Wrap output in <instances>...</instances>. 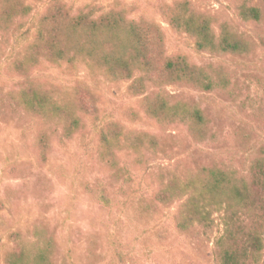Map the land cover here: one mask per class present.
I'll list each match as a JSON object with an SVG mask.
<instances>
[{"label":"rangeland","instance_id":"374dc122","mask_svg":"<svg viewBox=\"0 0 264 264\" xmlns=\"http://www.w3.org/2000/svg\"><path fill=\"white\" fill-rule=\"evenodd\" d=\"M49 1L32 0L26 25L14 26L0 50V264L8 252L20 248L14 234L27 239L33 228L44 225L56 241V264H217L213 237L176 229L178 203L145 206L158 189L160 170L165 177H184L216 165L248 179L252 163L264 157V50L258 47V40L264 39V0H186L197 13L211 17L214 29L224 22L248 38L255 46L250 58L196 53L194 40L168 23L171 8L183 0H59L72 13L86 6L96 15L123 10L127 18L157 27L162 36L153 53L157 68L166 58L184 56L191 65L226 71L229 92L163 88L174 100L195 102L205 112L211 123L207 136L213 133L214 140L202 144L193 141L183 125L145 118L142 95L156 92L152 83L134 94L130 81L110 82L92 77L84 65L71 70L44 59L27 77L13 74L10 65L31 40L32 24ZM244 1L261 11V23L240 21L235 9ZM3 8L0 0V13ZM28 89L54 98L65 94L71 109L79 96L97 107V119L79 113L82 129L60 141V129L52 122L28 116L16 106V95ZM111 122L126 132H148L160 142L157 155L147 156L142 164L134 155L123 154L120 166L126 172L119 179L98 157V132Z\"/></svg>","mask_w":264,"mask_h":264},{"label":"trees","instance_id":"16d2710c","mask_svg":"<svg viewBox=\"0 0 264 264\" xmlns=\"http://www.w3.org/2000/svg\"><path fill=\"white\" fill-rule=\"evenodd\" d=\"M31 1L2 0L0 50L14 26L22 29L26 25ZM171 9L170 27L192 38L196 53L239 58L255 54V46L248 38L224 22L214 29L211 17L197 13L188 1L177 2ZM235 10L244 23L262 21L261 11L249 2L240 3ZM31 28V40L10 65L13 74L27 77L44 59L71 70L84 65L92 77L101 76L110 82L130 81L134 94L144 92L145 84L152 83L156 92L142 95L145 118L161 125H183L198 144L214 140L213 133L207 136L211 123L205 112L195 102L174 100L163 88L182 85L199 92L224 93L231 91L230 77L221 67L191 65L184 56L166 58L160 68L155 67L153 53L162 43L157 27L129 19L123 10L111 9L96 15L94 8L86 6L72 13L61 1L50 0ZM258 47L264 50V39L258 40ZM78 93L77 88L75 95ZM87 94L88 99L93 97L88 88ZM15 99L26 115L52 122L60 129L56 133L60 141L71 139L82 129L79 113L94 120L98 116L97 107L79 96L73 109L65 94L54 98L37 89L22 91ZM41 142L46 144L42 137ZM98 144L100 162L116 179L126 172L120 166L123 154L134 155L135 162L142 164L147 156L154 157L160 150L156 136L143 131L126 132L116 122L100 128ZM157 180L158 189L145 207L158 209L178 203L176 229L213 237L212 253L217 264H264V157L252 163L248 179L234 169L212 165L187 172L184 177H165L160 170ZM33 229L27 239L14 234L20 248L8 252L4 264H56V241L47 225Z\"/></svg>","mask_w":264,"mask_h":264}]
</instances>
